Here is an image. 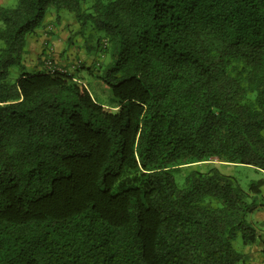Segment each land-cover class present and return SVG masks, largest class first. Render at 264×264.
<instances>
[{
  "label": "trees",
  "instance_id": "16d2710c",
  "mask_svg": "<svg viewBox=\"0 0 264 264\" xmlns=\"http://www.w3.org/2000/svg\"><path fill=\"white\" fill-rule=\"evenodd\" d=\"M104 33L97 103L68 70L22 72L49 8ZM0 264H248L264 174V0L0 6ZM81 69V70H80Z\"/></svg>",
  "mask_w": 264,
  "mask_h": 264
},
{
  "label": "rangeland",
  "instance_id": "374dc122",
  "mask_svg": "<svg viewBox=\"0 0 264 264\" xmlns=\"http://www.w3.org/2000/svg\"><path fill=\"white\" fill-rule=\"evenodd\" d=\"M17 3L18 0H0V6L4 7H15ZM28 41L31 46L25 55L24 66L10 69L8 79L11 82H15L22 72H30L31 69L34 71L39 67L44 70L59 68L75 73L81 66L96 68L98 63L108 60V57L101 52L104 43L102 31L91 27L82 29L73 14L62 11L59 17L53 7L48 10L44 26L37 31L36 35L29 36ZM2 47L3 44L0 41V48ZM65 60L72 62L66 64ZM29 63L35 67L28 69ZM75 76L82 81L97 103L108 108L117 105V100L110 87L91 75L87 69L79 71ZM212 166L219 167L225 174L233 175L245 191L248 190L251 181L264 177V174L252 167L218 162L199 164L193 168L206 171ZM250 218L251 214L247 218L249 222ZM233 245L238 251L245 253L244 248L247 246H243L240 237L233 241Z\"/></svg>",
  "mask_w": 264,
  "mask_h": 264
},
{
  "label": "crops",
  "instance_id": "0c3cea01",
  "mask_svg": "<svg viewBox=\"0 0 264 264\" xmlns=\"http://www.w3.org/2000/svg\"><path fill=\"white\" fill-rule=\"evenodd\" d=\"M31 45L29 44L28 41V45H27V52H28V48ZM30 49V48H29ZM25 60V59H24ZM61 61H63V59L61 58ZM72 61H68L65 60L66 64H70ZM28 69L31 67H35L34 65L31 66V64L29 63V65H27ZM36 70H41L40 67ZM35 70V71H36ZM30 71H33L32 69ZM78 73V71H75V74ZM262 196L264 198V187L262 188ZM250 222L252 224H254L257 228H258V233H259V242L256 243L255 245L252 246H247L246 248H244V252L248 257V264H264V208L260 209L259 211H255L254 213L251 214V218H250Z\"/></svg>",
  "mask_w": 264,
  "mask_h": 264
},
{
  "label": "built area",
  "instance_id": "2783aa9c",
  "mask_svg": "<svg viewBox=\"0 0 264 264\" xmlns=\"http://www.w3.org/2000/svg\"><path fill=\"white\" fill-rule=\"evenodd\" d=\"M51 70H54V69H51ZM60 70H63V69H60Z\"/></svg>",
  "mask_w": 264,
  "mask_h": 264
}]
</instances>
